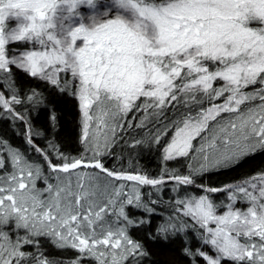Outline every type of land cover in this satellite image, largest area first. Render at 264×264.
Listing matches in <instances>:
<instances>
[{
	"label": "snow or ice",
	"instance_id": "obj_1",
	"mask_svg": "<svg viewBox=\"0 0 264 264\" xmlns=\"http://www.w3.org/2000/svg\"><path fill=\"white\" fill-rule=\"evenodd\" d=\"M13 69L71 86L83 152L38 147L30 127L29 148L0 138V264H141L129 229L150 221L126 208L154 214L157 201L139 188L166 181L199 190L156 226L165 238L195 233L189 264H264V170L197 184L264 153V0H0V114L23 121L15 105L39 94L18 89ZM137 129L164 162L186 161L187 174L106 166L118 145L145 143ZM217 192L227 202L214 203ZM42 239L70 255H46Z\"/></svg>",
	"mask_w": 264,
	"mask_h": 264
},
{
	"label": "trees",
	"instance_id": "obj_2",
	"mask_svg": "<svg viewBox=\"0 0 264 264\" xmlns=\"http://www.w3.org/2000/svg\"><path fill=\"white\" fill-rule=\"evenodd\" d=\"M16 72L14 77L18 89L24 94L30 95L35 89L39 94L34 101L24 100L15 108L24 116V120L13 119L11 116L0 114V138L13 147L20 149L29 148L25 134L29 127L33 143L41 148H48L49 142L54 143L60 151L67 155L79 156L83 152V146L79 142L80 137V110L78 101L71 95V86L61 92L55 86L42 80H37ZM4 90V89H0ZM55 117L53 120L52 117ZM137 139H144L145 143L135 148L118 145L114 149V155L105 158L106 166L130 173H139L151 178H159L163 170L168 173L177 172L187 174L186 161L183 159L164 162L162 150L158 146L148 143L147 131L137 129L132 132ZM29 155L38 158L36 153L29 151ZM264 170V153H257L247 159L242 165L235 169L203 174L197 184L211 187H223L226 184L239 182L245 176ZM188 192L184 193L176 188L175 181H166L157 188L147 185L140 186L142 200H156L154 205L156 211L149 215L143 208L128 206L126 211L133 219L150 221L136 228H130L129 234L134 240L139 241L146 253L141 258V264H189L190 258L183 253L184 247L195 248L198 241L195 233L177 235H158L156 226L163 223L172 211L171 205L176 199L184 198L185 195H197L199 190L193 186H185ZM227 193L217 192L211 194L214 203L227 202ZM237 206H241L238 202ZM41 250L49 256L63 258L70 255L55 248L47 239L41 240Z\"/></svg>",
	"mask_w": 264,
	"mask_h": 264
},
{
	"label": "rangeland",
	"instance_id": "obj_3",
	"mask_svg": "<svg viewBox=\"0 0 264 264\" xmlns=\"http://www.w3.org/2000/svg\"><path fill=\"white\" fill-rule=\"evenodd\" d=\"M13 47L22 48V46H20V45H13ZM89 155H90V154H89ZM127 183H128L129 186H131V185L134 184L135 182H127ZM149 187H152V186H149ZM153 188H154V187H153ZM128 190L131 191V187H129ZM139 190H140V188H139Z\"/></svg>",
	"mask_w": 264,
	"mask_h": 264
}]
</instances>
